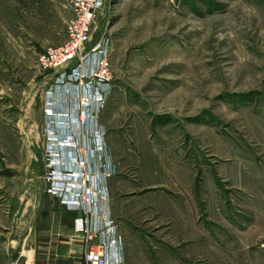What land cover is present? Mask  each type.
<instances>
[{
    "label": "rangeland",
    "instance_id": "obj_1",
    "mask_svg": "<svg viewBox=\"0 0 264 264\" xmlns=\"http://www.w3.org/2000/svg\"><path fill=\"white\" fill-rule=\"evenodd\" d=\"M66 10L0 0V264L17 259L10 231L43 153L38 56L64 42ZM92 32L108 50L101 119L132 263L264 264L250 213L264 194V0H102Z\"/></svg>",
    "mask_w": 264,
    "mask_h": 264
},
{
    "label": "built area",
    "instance_id": "obj_2",
    "mask_svg": "<svg viewBox=\"0 0 264 264\" xmlns=\"http://www.w3.org/2000/svg\"><path fill=\"white\" fill-rule=\"evenodd\" d=\"M65 2L72 15L66 22V38L59 46L46 48L37 60L41 72L56 73L52 89L46 91L43 180L48 195L79 215L72 238L84 244V263L123 264L115 254L120 239L110 218L106 186L115 166L99 122L110 90L108 50L105 40L87 50L102 0ZM56 90L63 93L62 103L56 100ZM60 104L62 112L55 108Z\"/></svg>",
    "mask_w": 264,
    "mask_h": 264
},
{
    "label": "crops",
    "instance_id": "obj_3",
    "mask_svg": "<svg viewBox=\"0 0 264 264\" xmlns=\"http://www.w3.org/2000/svg\"><path fill=\"white\" fill-rule=\"evenodd\" d=\"M66 13L69 15V18L72 16L67 10ZM60 44H62V42ZM94 44L96 43L91 42L88 44L87 50ZM55 77L56 73L49 72L46 74L47 86L44 91L52 89ZM55 97L58 103H62L61 98L63 97V93H59L56 90ZM63 107L64 106L61 104L58 107L55 106L58 112H62ZM103 108L104 105L99 113V122L101 126L106 128V124L103 123L101 119ZM45 119L46 114L44 110L42 121ZM112 141L113 140L108 134H106L105 144L108 150L109 160L113 162L115 170L118 172V162L116 160L118 154L114 151L112 145L114 143ZM34 161H36V157ZM26 170L27 175H29L27 179L29 183L28 190L26 191L27 196L25 195L23 201L19 204L16 219L17 226L15 227L17 231H10L11 234L14 233L13 238L10 240V249L11 253L17 255L15 264H26V253L31 254V259L28 264H85L83 261L84 244L82 241L72 238L74 221L79 215L74 212L66 211L59 205L57 200L46 193L47 184L42 177L45 172L43 153L40 160H38L35 173L30 167L26 168ZM116 175L117 174L106 180V186L110 196L108 205L110 218L115 225V235L120 239V249H116L115 254L116 257L122 258L123 264H133V253L126 245V235L121 224L115 217L111 199V190L115 187L117 181ZM243 189L244 188H242V190ZM43 196H45V200L42 202ZM259 197L260 204L250 210L252 219L254 220L253 223L256 219L258 220V218L260 221L264 222V194ZM21 205L23 206L22 211L20 210ZM21 224L24 225V230L23 232L21 231L22 233L19 232ZM113 258L115 259L114 255H112V259Z\"/></svg>",
    "mask_w": 264,
    "mask_h": 264
},
{
    "label": "bare ground",
    "instance_id": "obj_4",
    "mask_svg": "<svg viewBox=\"0 0 264 264\" xmlns=\"http://www.w3.org/2000/svg\"><path fill=\"white\" fill-rule=\"evenodd\" d=\"M23 250V249H22ZM33 251V250H32ZM26 257H27V261H26V264L29 263L30 259H31V254L30 253H26ZM25 257V258H26Z\"/></svg>",
    "mask_w": 264,
    "mask_h": 264
}]
</instances>
